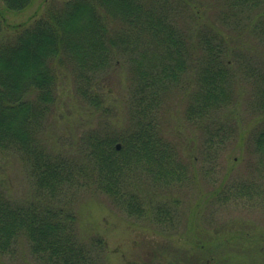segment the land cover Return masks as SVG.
<instances>
[{"label": "trees", "instance_id": "trees-1", "mask_svg": "<svg viewBox=\"0 0 264 264\" xmlns=\"http://www.w3.org/2000/svg\"><path fill=\"white\" fill-rule=\"evenodd\" d=\"M198 1L65 0L8 36L0 11V150L19 156L31 187L14 197L0 184V254L13 255L25 240L43 264H104L105 241L82 238L70 206L74 192L86 187L129 215L159 224L173 223L178 203L156 200L155 190L189 187L199 177L212 184L209 197L218 203L264 206V76L255 69L250 74L256 79L252 107L259 111L252 147L257 157L247 174L220 171L217 158L233 137L220 112L232 102L234 82L227 41L191 26H200L192 5ZM220 1L239 14L252 13L253 32L264 41V0ZM4 2L22 11L31 0ZM186 7L187 34L179 27ZM117 56L131 75L122 127L103 119L114 112L102 84ZM62 70L73 74L76 94L103 117L75 144L55 150L47 136ZM191 71L185 119L205 138L186 164L160 132L159 112L164 96Z\"/></svg>", "mask_w": 264, "mask_h": 264}, {"label": "rangeland", "instance_id": "rangeland-1", "mask_svg": "<svg viewBox=\"0 0 264 264\" xmlns=\"http://www.w3.org/2000/svg\"><path fill=\"white\" fill-rule=\"evenodd\" d=\"M64 1L31 0L24 10L11 11L4 0H0V11L6 23L3 34H15L18 25L33 22L47 8ZM192 5L198 12L200 25H193L194 22L192 28L214 30L227 41L225 59L231 64L234 82L232 102L220 112L223 121L231 122L233 137L217 158V168L247 174L257 157L252 147L253 129L259 121V111L252 107L256 79L250 74L255 69L264 76V41L253 32L252 13L234 12L220 0H200ZM259 12H264V5ZM180 15L179 27L187 34V7ZM193 30L189 29V33ZM117 58L114 70L102 84L103 93L107 94L106 103L114 111L110 118L90 109L76 94L73 74L62 70L61 76L60 71L58 100L49 118L47 136L53 149L75 144L87 129L97 127L102 117L118 127L126 124L123 94L130 86L131 75L121 63L123 58ZM192 76H195L192 71L186 72L170 89L159 112L160 132L176 147L186 164L187 157L198 153L197 148L205 138L202 131L185 119L187 95L194 89V84L189 83ZM0 184L14 197H24L30 192L23 163L13 152L0 150ZM211 190L212 184L201 177L197 184L189 187L186 182L182 186L157 188L156 200L178 203L173 223L165 224L131 216L108 196L90 187L74 192L70 206L77 216L78 234L88 241L97 236L105 241L101 255L104 264H264V206L221 204L209 197ZM0 264L43 263L22 240L13 255L0 254Z\"/></svg>", "mask_w": 264, "mask_h": 264}]
</instances>
